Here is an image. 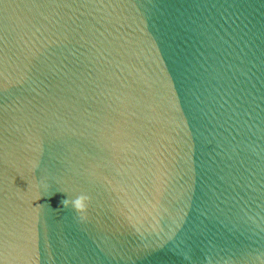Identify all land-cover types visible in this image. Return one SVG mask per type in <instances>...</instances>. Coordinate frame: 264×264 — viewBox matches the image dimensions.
<instances>
[{
    "label": "water",
    "instance_id": "95a60500",
    "mask_svg": "<svg viewBox=\"0 0 264 264\" xmlns=\"http://www.w3.org/2000/svg\"><path fill=\"white\" fill-rule=\"evenodd\" d=\"M0 264H264V0H0Z\"/></svg>",
    "mask_w": 264,
    "mask_h": 264
},
{
    "label": "clouds",
    "instance_id": "9594fccd",
    "mask_svg": "<svg viewBox=\"0 0 264 264\" xmlns=\"http://www.w3.org/2000/svg\"><path fill=\"white\" fill-rule=\"evenodd\" d=\"M91 196L87 193L81 192L74 197H69L61 201L65 210H73L80 222H86L88 219V209L91 204Z\"/></svg>",
    "mask_w": 264,
    "mask_h": 264
}]
</instances>
